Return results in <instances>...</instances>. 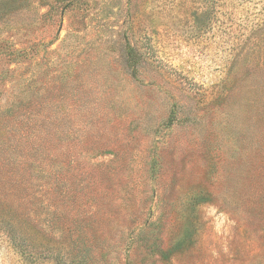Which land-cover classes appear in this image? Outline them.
<instances>
[{"label": "rangeland", "instance_id": "374dc122", "mask_svg": "<svg viewBox=\"0 0 264 264\" xmlns=\"http://www.w3.org/2000/svg\"><path fill=\"white\" fill-rule=\"evenodd\" d=\"M0 264H264V0H0Z\"/></svg>", "mask_w": 264, "mask_h": 264}, {"label": "trees", "instance_id": "16d2710c", "mask_svg": "<svg viewBox=\"0 0 264 264\" xmlns=\"http://www.w3.org/2000/svg\"><path fill=\"white\" fill-rule=\"evenodd\" d=\"M69 3V2H68ZM70 4V3H69ZM129 56H128V65L131 68H135L137 65H139L140 60L135 56L136 51L133 48H130L129 46ZM197 202L201 203V201L204 199L203 197H197Z\"/></svg>", "mask_w": 264, "mask_h": 264}]
</instances>
